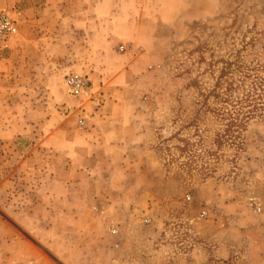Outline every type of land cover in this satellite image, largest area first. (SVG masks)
<instances>
[{
	"label": "rangeland",
	"instance_id": "obj_1",
	"mask_svg": "<svg viewBox=\"0 0 264 264\" xmlns=\"http://www.w3.org/2000/svg\"><path fill=\"white\" fill-rule=\"evenodd\" d=\"M5 10L0 264H264V0Z\"/></svg>",
	"mask_w": 264,
	"mask_h": 264
},
{
	"label": "built area",
	"instance_id": "obj_2",
	"mask_svg": "<svg viewBox=\"0 0 264 264\" xmlns=\"http://www.w3.org/2000/svg\"><path fill=\"white\" fill-rule=\"evenodd\" d=\"M17 33V19L8 10L0 12V55L2 51L8 47L13 41L14 36ZM65 86L67 92L73 96H81L87 93V86L82 77L78 74H71L65 79ZM79 124H83L82 118L78 120ZM206 214L205 210H202L200 217Z\"/></svg>",
	"mask_w": 264,
	"mask_h": 264
},
{
	"label": "crops",
	"instance_id": "obj_3",
	"mask_svg": "<svg viewBox=\"0 0 264 264\" xmlns=\"http://www.w3.org/2000/svg\"><path fill=\"white\" fill-rule=\"evenodd\" d=\"M92 139V138H91ZM97 139H102L101 137H97ZM96 139V137H93V140H97ZM95 148H97L98 146H99V142H97V143H94V144H92ZM112 147L113 148H117V149H119V150H122L124 153H126V151H127V147L126 146H124V145H121V144H119V145H112ZM128 157V156H127ZM127 157H125L126 159H127ZM93 165H91L93 168H92V172H93V175H97L98 174V172L102 169V166H99L100 165V162L99 161H95L94 160V162L92 163ZM121 169H122V171L124 172V174L126 175V176H130V175H134V172L137 170V168L134 166V168L132 169V167L131 166H129V165H122L121 166ZM92 181H94V182H97V180H96V176H94L93 178H92ZM39 249L41 250V251H44V252H46V253H48V254H50V256H51V258L52 257H54V255H55V260H57L58 262H59V264H60V261H59V258L57 257L56 258V254H53L52 252H50V250H48L47 248H46V246H40L39 247ZM38 249V250H39ZM50 249V248H49ZM39 264H47L48 262H47V259H45L43 256H41L40 255V257H39V259L38 260H36ZM61 264H64V263H62L61 262Z\"/></svg>",
	"mask_w": 264,
	"mask_h": 264
}]
</instances>
